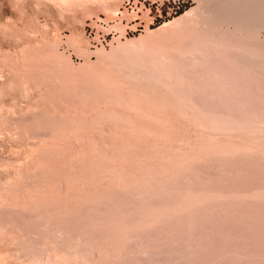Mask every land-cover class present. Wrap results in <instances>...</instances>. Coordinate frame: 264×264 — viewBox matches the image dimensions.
<instances>
[{
	"label": "rangeland",
	"instance_id": "1",
	"mask_svg": "<svg viewBox=\"0 0 264 264\" xmlns=\"http://www.w3.org/2000/svg\"><path fill=\"white\" fill-rule=\"evenodd\" d=\"M0 264H264V0H0Z\"/></svg>",
	"mask_w": 264,
	"mask_h": 264
},
{
	"label": "bare ground",
	"instance_id": "2",
	"mask_svg": "<svg viewBox=\"0 0 264 264\" xmlns=\"http://www.w3.org/2000/svg\"><path fill=\"white\" fill-rule=\"evenodd\" d=\"M60 1V0H59ZM64 2V1H63Z\"/></svg>",
	"mask_w": 264,
	"mask_h": 264
}]
</instances>
